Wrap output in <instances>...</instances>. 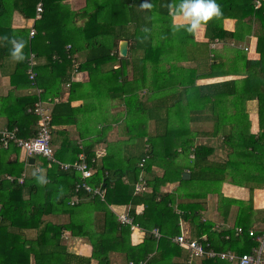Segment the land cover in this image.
Instances as JSON below:
<instances>
[{"label":"trees","instance_id":"obj_1","mask_svg":"<svg viewBox=\"0 0 264 264\" xmlns=\"http://www.w3.org/2000/svg\"><path fill=\"white\" fill-rule=\"evenodd\" d=\"M67 1L0 0L2 74L9 60L14 61L10 55L12 46L9 41L16 38L22 39L25 44V58L15 61L10 75L11 85L18 89L34 88L28 76L31 54H35L38 62L35 68L36 86L43 90V99L58 96L63 84L71 81L75 72H87L90 83L95 86L100 87L101 82L107 80L105 94L112 99L124 100L128 109L125 129L129 143L135 146L138 134L144 144L141 150L136 145L135 153L125 157L123 147L129 143L110 144L106 156L94 162L92 159L96 154L91 143L80 149L79 144L66 142L57 151L56 159L68 163L77 161L82 151L86 154L95 171L87 183L94 189L104 190L103 199L83 188L77 192L76 185L83 183L81 176L77 172L62 171L58 164H52L43 157L35 158L34 172L28 177L26 174L24 184L4 179L5 175L21 177L29 163L21 162L19 158L9 159L11 153L18 156L22 153L13 144L9 149L0 150V264H91L92 260L98 264H113L114 254L122 255L121 264H188V252L173 242L181 233L180 221L188 222L191 239L207 236L217 251L251 254L253 249L259 247L257 238L264 234V227L257 226L259 222L264 226V209L255 211L253 198L254 190L264 186V101H259V136L254 137L249 133L239 111L232 117V124L235 122L239 128L230 133L231 139L239 147L233 149L234 152L226 160L213 159L215 149L196 145L195 133H191L189 122L186 123L181 116L183 109L187 108L189 121L200 120L201 103L196 102L197 96L192 94H197L198 90L200 96V89H193V82L183 84L185 70L182 67L168 69L161 65L162 62L182 61L187 52V40L189 36H194V32L186 31V27L178 29L172 25L173 17L179 14L169 6L174 5L176 0H86V8L81 13L71 11ZM260 1L262 8L256 9V0H216L220 15L203 24L206 26V37L211 41L236 37L238 29L230 33L223 28L227 18L240 22L255 14L264 28V0ZM39 3L43 4L44 12L42 19L35 24L34 37L29 36V29L13 28L15 13L25 20H34ZM88 13L87 26L76 28L73 18ZM261 38L264 39V35ZM124 41L130 47L125 58L120 56L119 50ZM82 56L84 61H80ZM216 61L203 57L199 59L198 66L208 71L206 75H212ZM114 63H119L120 67L106 72V65ZM130 67L134 73L133 79L128 77ZM150 69L151 75L158 79L155 85L162 92L159 97L141 101L136 93L138 86L146 85ZM179 72L181 81L175 79ZM191 72L193 77L197 76L193 70ZM173 79L179 82L178 86H183L182 90H176ZM47 81H52V85L47 86ZM225 85L222 83L213 87L223 88ZM78 86L72 83L70 91L77 92ZM36 101L34 94L16 98L14 106L19 108L17 112L12 110L9 113L13 116L9 118L7 129L18 128L20 138L34 137L37 118L28 110L33 108ZM70 101L55 106L52 123H55L57 116L70 110ZM145 157L148 159L141 167ZM179 158L186 163L180 168L176 165ZM238 158L240 160L237 161ZM155 167L162 168L163 175L153 174ZM182 167L189 168V179L183 177L185 172ZM246 167L253 168L257 173L247 180L249 186L245 185L250 191L249 200L221 196L224 219L228 218L234 205L239 206L235 226L230 230H221L216 223L205 220L201 211L205 210L209 194H222L221 186L228 181L237 182L235 178L243 175ZM41 174L46 183L37 182L36 177ZM141 177L146 180V191L136 193L135 188ZM177 182L180 183L178 189H182L187 200H191L178 207L177 192H162L163 187ZM75 197L78 203L72 205ZM114 205L131 206L128 215L133 218L134 225L146 233L142 244L132 245L131 226L119 223L115 211L111 209ZM141 205L145 207L144 212L137 215L136 208ZM254 212L256 219L252 218ZM51 216L57 217L58 222L46 220ZM237 227L244 229L242 235H236ZM154 229L159 231L160 239L153 235ZM251 230L255 232L254 237L249 235ZM31 231L37 232L34 251L27 249L28 233ZM67 233L89 242L93 248L92 256L84 257L70 252L63 244ZM195 261L201 264H230L209 259Z\"/></svg>","mask_w":264,"mask_h":264},{"label":"crops","instance_id":"obj_2","mask_svg":"<svg viewBox=\"0 0 264 264\" xmlns=\"http://www.w3.org/2000/svg\"><path fill=\"white\" fill-rule=\"evenodd\" d=\"M66 4L71 11L81 13L86 8L87 3L86 0H69ZM81 18V14L75 16L73 18L75 22L73 25L81 26L83 24V21L80 20ZM35 24L36 22H34V20H25L18 13L14 15L13 28L15 29L31 30L33 27L35 29ZM172 25L178 27V29H183V27H186V22L181 15H177L173 17ZM223 28L230 33H235L238 29V32H236L237 36L234 38L225 37V39L211 41L206 37V26L202 24L199 29L194 31L193 37L189 36V41L187 40L188 46L185 47V49L187 48V52L182 61H171V63L168 64L162 62L161 64L167 66L166 68L168 69L174 66L182 67L185 70L183 82L185 80L190 83L193 82V89H200V96L198 90L196 92L197 94L192 93L194 97L197 96L201 101L200 120L195 121L190 119L188 128L191 133H195V141H199V145H207L215 149L216 152L213 159L217 161L226 160L230 154L234 152L233 149L239 147L230 136L233 130L239 128L235 122L232 124V117L239 111L242 114L243 124L246 128L248 127L249 133L254 137L259 136L261 133L259 101H264V39L261 38V36L264 35V28L262 23L254 14L247 16L240 22L235 18H227L224 20ZM203 57L217 60L215 62L216 67L211 70V73H213L212 75H206L208 71L200 69L198 66L199 59ZM81 59L80 61H84V56H82ZM14 67L15 61L9 60L5 67V73L3 71L2 74L0 70V132L8 128L9 118L13 116L9 113L12 110L17 112L16 110L19 108L14 106L16 103L13 101L16 100V98L32 95V89L21 90L11 85L10 75L13 73ZM119 67V63H114L113 65L106 66L105 70L107 72L111 70V68L118 69ZM128 70L129 78L133 79L134 73L132 68L130 67ZM191 70L197 73V76L193 77ZM181 79L179 72L178 81H181ZM99 81L101 82V80ZM51 82L52 81H47V86L52 85ZM106 82L107 80H103L100 87L95 86V84L90 83V76L87 72H75L71 81L63 84L62 90L59 91L58 96H49V98L58 97L60 99L57 105L67 103L71 100L70 110L67 109L62 115L57 116L55 123L53 122L54 131L52 133V143L55 149V155L66 142L79 144L80 149L87 143H91V145H93V152L96 154L95 158L92 160L101 161L106 156L107 147L110 144H118L121 142L129 143L127 133V140H125L124 136H118V133L122 129H124L125 135L128 109L124 100L120 98L112 99L111 96L109 97L105 94L104 87ZM156 82H158V79L151 75L147 77L145 86H138L139 88L136 95L139 96L141 101L147 100V97H159L162 91H159L155 85ZM172 82H175L174 85H177V87H175L176 90L178 87L179 90L183 89L182 85L178 86L179 82L175 79H173ZM72 83L80 85L75 93L70 91V86L68 87V84L72 85ZM222 83H226L225 87H213L214 85L216 86V84L220 85ZM227 83L230 84L227 85ZM205 88L207 90H205ZM204 101H206V105L203 104ZM114 105L116 106L114 107ZM121 105H123V107ZM216 125L217 128L215 129ZM234 127L236 129H234ZM196 145H198V142H196ZM135 147L136 145L134 146L130 143L128 146H124V157L134 154L136 151ZM16 158H19L21 162L22 159L25 161L23 153H20L19 156L16 153H11L9 156L10 160ZM238 160H240V158H238L237 161ZM183 162L182 158L178 159L176 162V165L178 164L179 166L178 168H180V164ZM34 164H29V166L26 165L24 173L27 174V177L34 172ZM182 169H184L185 173L189 174V177L187 176L186 178L189 179L191 175L189 173V168L182 167ZM243 171H245L243 175L240 174L235 178L237 182L228 181L221 186L222 194H209L206 199L205 210L201 211L205 220L216 223L221 230H230L235 226L234 222L239 209V206L234 205L228 214V218L224 219L221 211L222 207L220 205L221 196L228 199L249 200L250 191L247 187L249 185H247L246 182L251 179L250 176L257 173L253 168L248 167ZM246 171L250 173L246 174ZM163 173L164 170L160 167H155L153 169V174L157 176H161ZM7 176L9 175H5L4 179H7ZM179 185L180 183L177 182L168 184L162 188V192L164 193L171 194L177 192V207L179 204L191 201L187 200L186 194L182 189H178ZM254 196V210H263L264 186H262V188H260V186L256 188L253 193V198ZM111 209L115 211L117 216V214H127V212L131 210V206L114 205ZM144 209L145 207L143 205L138 206L136 208L137 215H142ZM92 217L93 216H91V218ZM256 217V213L254 212L252 218L256 219ZM46 220L54 223L58 222V218L52 216L48 217ZM180 223L182 225L181 230L189 236L191 228L188 222L180 221ZM257 226H259V228L264 227L261 222L257 223ZM36 236V231L28 233L27 249L30 251L36 250ZM145 237L146 233L143 229L139 227L132 229L131 243L133 246L142 244ZM63 244H65L72 253L84 257L92 256L93 248L85 239L71 237L69 233H67L63 238ZM112 261L113 264H121L122 255H112ZM91 264H98V262L92 260ZM192 264L201 263H199V261H194Z\"/></svg>","mask_w":264,"mask_h":264},{"label":"built area","instance_id":"obj_3","mask_svg":"<svg viewBox=\"0 0 264 264\" xmlns=\"http://www.w3.org/2000/svg\"><path fill=\"white\" fill-rule=\"evenodd\" d=\"M255 8H262V2L256 0ZM44 12V7L42 3H39L37 6V14L34 19V22H37L42 19V14ZM36 34L34 27L30 30L29 36L32 38ZM37 66V61L35 54H31L29 58V67H28V76L29 80L33 85L32 94L37 96V101L35 102L33 108L28 110L29 113L35 115L37 118L36 122V134L30 139L20 138L18 136V128L13 130L5 129L0 133V150L9 149L13 144L17 148L22 150V153L25 156V161L29 163L30 159L36 157H43L47 159L48 162L52 164H58L62 171L77 172L81 176L83 183H78L76 185V191L80 188H83L89 193L94 195H99L102 199L104 198L105 191L102 189H94L88 183L87 179H90L95 174L94 169L90 166L89 160L87 159L86 154L82 151L78 160L75 162H61L58 161L55 157V149L52 145V133L54 130L52 117L54 106L59 102L58 98H47L43 99V90L36 86L37 73L35 68ZM70 84H68V87ZM194 156L191 155V159ZM148 158L145 157L142 161L141 167ZM94 162V160H92ZM29 165V164H27ZM39 172V170H38ZM26 179V174L19 178L13 177L11 175L7 176L9 181H17L19 184H24ZM146 180L144 177L140 178L139 183L136 185L135 192L143 193L146 191ZM78 203L77 197L71 202L72 205ZM118 221L122 225H129L131 229H134V220L131 218L128 213L126 214H117ZM182 227V225H181ZM236 235H242L244 229L242 227H237L235 229ZM153 235L156 239H160L161 235L158 230L153 231ZM250 237L255 236V232L251 230L249 232ZM257 241L259 242V247L252 250V253H245L239 255L233 251H217L213 249L211 243L207 239V236H203L200 239H191L183 230L179 236H176L173 239V242L185 249L188 252V264H192L195 260L199 259H209V260H219L225 261L230 264H264V234L262 237H258ZM140 264H146V262H141Z\"/></svg>","mask_w":264,"mask_h":264},{"label":"clouds","instance_id":"obj_4","mask_svg":"<svg viewBox=\"0 0 264 264\" xmlns=\"http://www.w3.org/2000/svg\"><path fill=\"white\" fill-rule=\"evenodd\" d=\"M169 7L173 9L176 14L183 17L186 22V31L188 32H194L199 29L202 24L220 15V8L216 0H176V3ZM9 42L12 46L10 51L11 58L17 62L23 61L25 58L23 52L25 47L24 41L22 39L12 38ZM36 179L40 184L46 183L43 174L37 176Z\"/></svg>","mask_w":264,"mask_h":264},{"label":"rangeland","instance_id":"obj_5","mask_svg":"<svg viewBox=\"0 0 264 264\" xmlns=\"http://www.w3.org/2000/svg\"><path fill=\"white\" fill-rule=\"evenodd\" d=\"M89 14L90 13H88V14H85V15H83L82 16V18L80 19V20H82L83 21V24L81 25V26H78V25H76V28H85L86 26H87V24H88V22H89ZM85 16V17H84ZM79 21V20H78ZM121 45V44H120ZM37 65H38V62H37ZM110 64H108V65H106V66H109ZM151 74H152V71H151V69L149 70V76H151ZM131 75V74H130ZM174 76V75H173ZM129 77V76H128ZM175 79L176 80H178L179 79V76L177 75V76H175ZM147 84H148V82H147ZM183 84H185V85H188V84H190V82H188V81H184L183 82ZM139 88V87H138ZM178 89H179V87H178ZM148 98L149 97H147V100H148ZM187 100H191V99H187ZM196 100V102H201L199 99H198V97L195 99ZM203 104L204 105H206V101H204L203 102ZM116 105H114V107H115ZM122 107H123V105H121ZM118 107V106H117ZM181 116L184 118V121L186 122V123H188L189 122V111H188V109L187 108H184L183 109V111L181 112ZM188 121V122H187ZM175 122H177L178 123V121H177V119L175 118ZM118 136H124L125 137V140H127L128 138H126L127 136H126V131H125V135H124V129H122L119 133H118ZM195 142V144H196V142H198V144H199V141H194ZM136 145H138V148L141 150L142 149V146H143V141H142V139L140 138V137H138V134H137V139H136V143H135ZM22 162H23V159H22ZM180 165H183V163L182 164H180ZM185 165V164H184ZM254 199H255V196H254ZM258 205V204H257ZM253 224V223H252Z\"/></svg>","mask_w":264,"mask_h":264},{"label":"water","instance_id":"obj_6","mask_svg":"<svg viewBox=\"0 0 264 264\" xmlns=\"http://www.w3.org/2000/svg\"><path fill=\"white\" fill-rule=\"evenodd\" d=\"M128 52H129V43L124 41L120 45V55L122 57H127L128 56ZM34 163H35V159H30L29 164L32 165ZM187 176L189 177V174L185 173L183 177L186 179Z\"/></svg>","mask_w":264,"mask_h":264}]
</instances>
